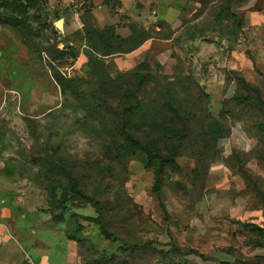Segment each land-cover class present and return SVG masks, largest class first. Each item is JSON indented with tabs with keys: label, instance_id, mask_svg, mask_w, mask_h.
<instances>
[{
	"label": "rangeland",
	"instance_id": "1",
	"mask_svg": "<svg viewBox=\"0 0 264 264\" xmlns=\"http://www.w3.org/2000/svg\"><path fill=\"white\" fill-rule=\"evenodd\" d=\"M193 1L197 12L176 28H136L105 50L80 0H0V14L20 19L0 23V197L20 231V246L0 254V264H99L90 243L118 254L119 243L82 218L97 216L89 199L102 204L109 233L147 245L124 264H159L160 251H178L182 264H219L208 257L215 251L233 255L231 264H264V236L251 230H264V112L234 98L247 94L239 78L264 102V0ZM55 73L88 102L63 96ZM136 74L143 106L162 105L172 89L193 114L230 131L197 171L193 158H177L159 199L145 156L119 160L109 140L122 102L103 86L110 78L129 89ZM73 184L84 196L68 190Z\"/></svg>",
	"mask_w": 264,
	"mask_h": 264
},
{
	"label": "trees",
	"instance_id": "2",
	"mask_svg": "<svg viewBox=\"0 0 264 264\" xmlns=\"http://www.w3.org/2000/svg\"><path fill=\"white\" fill-rule=\"evenodd\" d=\"M12 11L17 10L13 8ZM222 14L223 12H220V15ZM0 23L17 25L20 23V19L18 16L13 15L6 18L5 14H0ZM89 33L90 36L94 34L97 37L102 48L105 50L113 49L110 45L111 40L116 41L121 39L116 35L112 27L91 30ZM114 53H117V50H108L104 55ZM54 79L59 85L63 96L77 101L84 100L88 102V98L78 89L74 80H67L57 73L54 74ZM107 79L106 84L103 86L105 97L111 98L113 101L122 102L120 106L122 111L115 116L113 129L111 128L112 133L109 139L111 148L115 151L119 160H124L126 157L137 153L145 156L148 166L152 169L155 176L153 193L158 199L160 198L163 186L162 178L168 170H177V158L183 156L193 158L197 171L206 161L207 157L214 155L211 147H214L219 139L227 137L230 133L229 128L221 126L216 118L209 114H204L203 116L193 114L189 108L178 101L177 95L173 93L172 89L168 90L169 95L162 105L155 103L158 106H143L139 98L142 87V76L140 74L135 75V83L129 89H126L123 85H119V81L117 80ZM237 79L247 94L243 98L239 95L234 98L238 102H241V100H244L246 103L251 102L252 105H249L250 107L257 106L259 110L261 109L264 112V102L260 98L258 89L249 86L239 78ZM94 113L98 112H96L95 107H92V114ZM257 128L264 135V128L259 126ZM198 145L203 148L202 152L197 151L196 147ZM205 151L206 153H204ZM75 185L70 186L68 190L75 195L84 196ZM65 194H61L62 198L65 197ZM89 201L95 209L97 216L82 218L85 221L98 225L106 240L119 243V253L110 255L105 252H99L90 243L88 245L89 251L95 256V261L99 264H124L121 259L123 256L127 254L131 257L134 251L147 247L144 244L140 245L135 242L118 240L113 234L109 233L103 221L102 204L92 199H89ZM66 211V208H64L63 212L65 213ZM71 216L74 217L75 214H71ZM251 230L258 235L264 236V230L257 226H251ZM76 233L78 232L66 230L67 239L77 241L82 247L85 246L87 240L82 235ZM159 253L162 259L159 264H182V261L177 259L178 257L175 254L178 251H160ZM189 254H194L201 260H207L194 251H190L186 255ZM127 264L131 263L128 262Z\"/></svg>",
	"mask_w": 264,
	"mask_h": 264
},
{
	"label": "crops",
	"instance_id": "3",
	"mask_svg": "<svg viewBox=\"0 0 264 264\" xmlns=\"http://www.w3.org/2000/svg\"><path fill=\"white\" fill-rule=\"evenodd\" d=\"M197 3L193 0H80V5L87 4L90 7L95 28L101 30L112 27L116 35L124 39L135 35L136 28L140 27H155L159 30L158 26L163 25L174 29L182 19L197 12ZM246 8L250 9V6ZM151 40L146 38L143 43L147 44ZM22 217L24 219L26 216ZM19 233L16 221L1 196L0 254L12 249L14 243L18 244ZM20 248L25 249L23 246Z\"/></svg>",
	"mask_w": 264,
	"mask_h": 264
},
{
	"label": "water",
	"instance_id": "4",
	"mask_svg": "<svg viewBox=\"0 0 264 264\" xmlns=\"http://www.w3.org/2000/svg\"><path fill=\"white\" fill-rule=\"evenodd\" d=\"M56 28L58 30H62V21H58L56 23ZM87 70V68L85 69V71ZM210 259H214L217 260L219 263H228L231 264L234 261V256L222 251H215L212 252L211 254H209L208 256Z\"/></svg>",
	"mask_w": 264,
	"mask_h": 264
},
{
	"label": "built area",
	"instance_id": "5",
	"mask_svg": "<svg viewBox=\"0 0 264 264\" xmlns=\"http://www.w3.org/2000/svg\"><path fill=\"white\" fill-rule=\"evenodd\" d=\"M61 3L69 4L72 2V0H59Z\"/></svg>",
	"mask_w": 264,
	"mask_h": 264
}]
</instances>
